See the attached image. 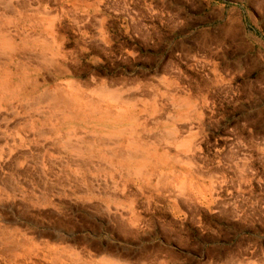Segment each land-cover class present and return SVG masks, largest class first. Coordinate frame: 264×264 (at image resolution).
Masks as SVG:
<instances>
[{
  "label": "rangeland",
  "instance_id": "1",
  "mask_svg": "<svg viewBox=\"0 0 264 264\" xmlns=\"http://www.w3.org/2000/svg\"><path fill=\"white\" fill-rule=\"evenodd\" d=\"M0 28V78L118 87L169 162L127 178L124 139L72 165L57 119L3 102L0 264H264V0H0Z\"/></svg>",
  "mask_w": 264,
  "mask_h": 264
},
{
  "label": "bare ground",
  "instance_id": "2",
  "mask_svg": "<svg viewBox=\"0 0 264 264\" xmlns=\"http://www.w3.org/2000/svg\"><path fill=\"white\" fill-rule=\"evenodd\" d=\"M49 28L52 32L53 27L49 25ZM52 40L55 41L54 38ZM41 44L44 46L47 42L42 41ZM15 50V46L12 44V35L5 31V29L2 31V28H0V53L10 54L9 57L11 59L15 55ZM40 58L42 61L48 60L44 55ZM65 84L66 87L61 86L53 92L45 91L39 96H27L25 95L28 93L27 88L23 83L20 82L12 85L9 79L0 78V110L3 108V102L11 106L13 100L20 98L24 101L25 107L33 109L36 113L38 112V115L42 117L49 116L54 120L57 119L61 123L60 126L63 128V133L65 134V140H63L64 146L66 148L72 147L78 156L77 159L69 161L72 162V165L83 166L86 164L89 161V157L94 155L92 151L90 153V150H96L103 142L108 143V141L113 140L121 142L125 139L128 145L124 146L125 148L123 149L127 151L123 154L122 152L120 154H113L119 158L118 164L125 166V169L121 170L120 174H125L127 178L134 179L150 180L154 177L157 179L158 184L167 181L166 173L152 170V167H168L169 162L165 159L166 157L156 153L155 144L149 147L143 145V136L140 130L141 122L139 117L133 115V110H131V105L133 104L132 97H123L120 89L114 86L103 85L97 89H91L86 93L82 89L83 85L79 87L75 81L70 80ZM11 108L14 109V105ZM34 117L35 115H29L28 120L31 119V122ZM174 128L172 127L168 130V136L171 138H177ZM85 129L90 130L91 137L88 140L84 137L72 138L77 132ZM39 131L47 133L44 128H40ZM72 141H75V143ZM83 141H85L84 145H80ZM110 149L113 150L116 147ZM184 176L185 178L182 177L181 183L182 187L185 188L186 184L190 185L192 182L186 175ZM10 235L4 237L5 234H0V244L6 246L8 249L14 247L13 235ZM76 255L78 256L77 253ZM79 257L81 258V255ZM103 259H111L110 261L107 260V263H115L122 260L120 257L114 258L111 254ZM82 264L86 263L83 262Z\"/></svg>",
  "mask_w": 264,
  "mask_h": 264
}]
</instances>
